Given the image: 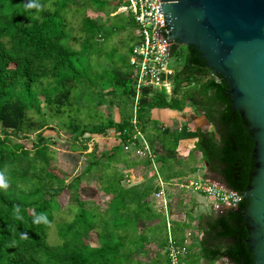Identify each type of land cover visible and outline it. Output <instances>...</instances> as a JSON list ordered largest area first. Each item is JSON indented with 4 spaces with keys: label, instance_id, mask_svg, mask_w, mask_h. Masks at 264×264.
<instances>
[{
    "label": "trees",
    "instance_id": "obj_1",
    "mask_svg": "<svg viewBox=\"0 0 264 264\" xmlns=\"http://www.w3.org/2000/svg\"><path fill=\"white\" fill-rule=\"evenodd\" d=\"M92 1L103 10L112 0ZM28 2L0 0V171L5 172L8 180V187L0 188V264H170L167 223L154 205L160 189L154 182L157 178L149 176L147 159L124 151L131 138L135 95L131 57L127 61L122 56L119 69L112 72L114 85L124 88L123 105H118L120 121H114L101 109L102 101H96L98 105L90 101L80 108L78 91L87 92L84 96L91 98L96 82H103L104 75H109L106 71L92 75L89 70H77L91 51L101 50L103 45L98 37L105 36V25L88 15L89 1L34 0L40 7L27 9ZM127 4L126 0H117L114 11L108 12L113 15L109 20L115 33L130 26L133 32L137 28L131 13H118L119 8ZM121 15L127 17L116 22ZM75 44H79L81 50H76ZM135 44L133 35L129 43L131 54ZM183 48L186 56L175 77L173 97L167 101L163 94L149 97L150 92L145 91L140 101L139 120L142 124L144 110L183 111L187 102L192 103L197 113L215 126L220 140L215 132L199 129L189 155L191 161L195 160V153H200L203 166L243 197L255 171V143L248 122L235 109L227 81L221 75H214L195 47ZM179 52L182 53L179 50L177 54ZM105 54L102 50L99 58ZM37 95L44 97L48 114ZM85 113L91 121L84 120ZM49 121L59 122L69 133L78 132L82 136H102L113 129L119 143L107 152L108 156H105L106 151L98 152L94 147L87 153L92 158L88 170L69 182L81 162V153H86L88 146L69 148L72 170L60 178L58 169L49 168L55 153L50 150V139L44 136ZM142 128L145 132L143 125ZM157 132L155 139L149 136L148 139L153 149V143L160 140L168 150L167 156L158 157L162 164L161 177L180 178L183 171L174 167L185 164L184 157L177 151L185 139L184 133L180 137L179 132L169 126ZM1 134L6 137L3 139ZM33 135L37 142L32 148L17 142ZM119 164L142 176L147 172L148 180L126 187L124 174L115 168ZM93 171L101 172V189L108 196L105 204L97 197L83 201L79 194L82 189L95 191L90 185L83 187L88 182L85 174ZM198 171L197 166L190 170L191 173ZM65 190L70 197L68 205L62 208L57 198ZM181 194L176 209H181L187 201L193 202L190 196L180 199ZM95 195L98 196L96 191ZM247 203L243 197L237 209L223 215L207 212L190 221H173L172 234L178 245L183 244L188 231L197 232L188 247L185 262L199 264L204 259L210 264L224 261L255 264L243 216ZM41 216L45 219L37 223ZM142 224L145 227H141ZM54 230L58 239L53 241ZM92 234L101 240L98 247L89 242ZM224 241L230 243L223 246ZM197 242L198 246L194 247Z\"/></svg>",
    "mask_w": 264,
    "mask_h": 264
},
{
    "label": "rangeland",
    "instance_id": "obj_2",
    "mask_svg": "<svg viewBox=\"0 0 264 264\" xmlns=\"http://www.w3.org/2000/svg\"><path fill=\"white\" fill-rule=\"evenodd\" d=\"M83 1L86 3V1L90 2L91 0H83ZM116 1L117 0H112L111 2H109V4L105 6V9L103 10L102 8H99L98 4L95 1L90 2V5L88 6L89 8L88 15L95 21L100 22L101 25H105V28L103 29V33L105 36L98 37L99 43H102L103 45L101 50L91 51V55L83 59V62L79 64L77 70H80L81 72H83L85 71L84 69H86V71L89 70L92 73V75L101 74L102 71H106L109 73V75H104L103 82H96V88L91 91L92 93L91 98L84 96L85 93L87 92H84L83 90L78 91V97L80 99V108L83 104L85 105L90 101L94 103V105H98L96 101L98 102L102 101L100 104L101 109H104L107 115H110L114 121L118 122L121 119L120 114H119L120 109L118 105L119 106L123 105L124 101L122 97L124 93V88L120 89L114 85L113 79H112V72L116 69H119L118 66L121 64L119 59L122 58V56H125L126 60L129 61L131 57V51H130L131 46L129 45V43H130L131 37L133 35H136L137 28H135L134 32H133V29L130 30L131 26L128 27L127 29H124L123 32H120V33H118L119 31L117 33L114 32V25L111 24V21L109 20V18L113 17V15H109L108 12L114 11L113 7L115 6ZM126 17H127L126 15H121L117 19H115V21L118 22L119 19L126 18ZM70 35L72 36V33H70ZM74 48L76 50H81V46L79 44H75ZM102 50L105 51L106 54L103 55L101 58H99L98 54ZM180 51H182V53L180 52L178 53V54H181L180 55L181 65L179 66V69L184 64V60L186 56V49L181 47ZM176 60L177 59L174 60L175 61L174 65L178 63V61ZM125 77L126 76H124V78ZM109 91H113L112 92L113 94L107 95ZM104 95H106L105 98H104ZM36 97L40 101V105L43 108L44 112L48 114L49 111L45 107L44 97H41L40 95H37ZM132 99L134 101V97ZM161 115H162V112L159 111V109H148L142 112L143 123L141 124V126L142 125L144 126L145 133L147 136L150 137V139H153L154 137H156L158 133L157 130L159 131L164 126H168L160 120ZM174 115L176 116V118L171 119V122L174 121L173 122L174 124H172L171 129L178 131L180 134V137H182L183 136L182 133H184L185 140L183 139L184 141L183 143H185L186 141H196L197 140L196 133L199 129H203L204 131L215 132L216 136L219 135L217 133V129L215 128V126L212 125L206 117L198 114L197 111L195 110V106L190 102H187L185 104V106L183 107V111H179V113L176 112L174 113ZM216 116H217V113H216ZM82 117L84 118L85 121H88V122L91 121V119L88 118L87 113H85ZM44 136L49 138L51 141L50 150L55 151L54 155L52 156L49 168L52 170L55 168L58 169L59 170L58 173L60 174L59 177L62 179L64 177L63 175L71 172L72 170L71 166H69L70 160H71L70 158H68L69 153H71L69 148L73 145H77L78 147H83L85 145L88 146V151L86 153L85 152L81 153L82 154V157L80 158L81 162L78 163L76 171L72 174V177L68 180L69 182L74 176L79 175L83 173L84 171L88 170L89 165H90L89 161H92L91 160L92 158L91 156H87V153L90 154L94 147L96 148L98 152L106 151L105 156H108L109 154H107V152L110 153L114 145H117L119 143V141L117 140L118 137L116 136V132L113 129L109 130L106 135H102V136L90 135V134L82 136L78 132L69 133L67 130H65L62 127L61 124H59V122H52V121H49V128L44 131ZM1 137L4 139L6 136L5 134H1ZM186 138H189V139H186ZM150 139H149V142L151 141ZM217 139L220 140V137L217 136ZM17 142L23 143L28 148H32V146L36 144L37 142V137L33 135L31 136L30 139L22 138V139L17 140ZM52 143H55V144H52ZM153 144L155 145L154 151H155L157 158L167 156L168 150L163 146L160 140L155 141ZM190 147L192 148L191 142L189 144V148ZM187 149L188 147L184 148L183 146H180L177 149V151L182 156L184 153L186 154L185 150ZM116 151L119 152L118 149ZM116 151L115 149H113V152H116ZM193 158L195 159L193 160V162L191 161L192 159L190 158V156L185 157L183 159L185 164L186 162H188L187 165L185 164L175 165L174 167L175 170L183 171V174L180 176V178L166 179L165 177H163L164 182H166L169 185H176L178 184L179 180H181L182 182L186 181V182L201 183L202 179H205L204 175H206L207 178L211 179L212 181H215L217 183L222 184L223 186H226L225 183L223 182V179L220 176L210 173L209 170L205 166H203V163L200 160V153H195V155H193ZM130 159H133V158H130ZM130 159L129 161H132ZM104 161L105 163L107 162V160H104ZM112 166L115 167L114 165ZM195 166L199 168V171L195 173H191L190 170ZM169 167H171V165H169ZM115 168L124 174L123 184L126 187H133V186L141 185L146 180H148L147 172L142 176L140 175L139 172L133 171L129 169V167L126 168L122 164L117 165ZM157 170L158 172L160 171V173L162 171V164H160V162L157 163ZM154 173H155V170L151 169L149 171V176L153 177L151 175H153ZM100 174L101 172L99 171H93L92 173L85 174L87 181L88 182L90 181L91 183L86 182L83 184V187H85L86 185H90V187H92V189L98 193V196L95 195V191L93 192L90 189H87V190L82 189V191L79 194L83 201L84 200L91 201L93 199H96L97 197L99 201H103L104 204L107 203L106 201H108V196L101 189ZM68 181L66 182L69 183ZM154 182H155V185H158L157 180ZM186 182L185 184H188ZM166 189H169V190L172 189V192L174 193L173 195L176 194V189L173 186L171 187L166 186ZM5 191L7 195H10L7 190ZM180 191L181 192L183 191V193L180 196V199H185L187 198V196H190L193 198V202L187 201L183 205L180 206L181 209L180 208L176 209L175 207H176V204H178L176 203V201H178L177 200L178 195L174 202H172L173 199H170L171 201H169V205L171 204L172 206L171 208H173L174 216L172 218H174V221L175 220H180L184 222L190 221V218L197 219V217L201 215L202 213L212 212L213 201L211 198H207L205 197V195L198 194L197 192L193 191V189L183 188L182 190L180 188ZM12 196L15 197V195H12ZM69 197H70L69 192L65 190V192L57 198L62 208L68 205ZM194 203L196 204L195 210L193 213H191L190 211L193 208ZM154 205L158 207L159 209L162 208L161 201L158 200L156 197L154 198ZM171 208L167 210L171 212ZM162 213L164 216V221L166 223V215L164 212ZM141 227H145V224H142ZM166 232H168L167 227H166ZM172 237H173V234H172ZM57 239L58 238L56 236V231L54 230L52 232L51 240L54 241ZM168 240H169V237L167 235V242ZM184 241H183V244H184ZM89 242L93 247H98L101 244V240L94 234L90 235ZM229 243L230 241H224L222 245L226 246ZM197 246H198V242L194 245V247H197ZM184 258L185 257L181 259V264H184ZM224 264H227V262L224 261Z\"/></svg>",
    "mask_w": 264,
    "mask_h": 264
},
{
    "label": "water",
    "instance_id": "obj_3",
    "mask_svg": "<svg viewBox=\"0 0 264 264\" xmlns=\"http://www.w3.org/2000/svg\"><path fill=\"white\" fill-rule=\"evenodd\" d=\"M162 2L171 38L201 52L214 75L227 81L235 109L248 122L255 171L243 216L255 264H264V0Z\"/></svg>",
    "mask_w": 264,
    "mask_h": 264
},
{
    "label": "built area",
    "instance_id": "obj_4",
    "mask_svg": "<svg viewBox=\"0 0 264 264\" xmlns=\"http://www.w3.org/2000/svg\"><path fill=\"white\" fill-rule=\"evenodd\" d=\"M126 2L128 4L121 6L118 13H131L137 31L135 35L136 44L130 59L135 91L131 119L132 131L131 138L124 146V151L136 157L147 159L150 162L149 171L155 170L151 176L157 178L160 189L156 198L161 201L162 208L160 209L166 215L169 237L168 258L170 264H181V259L189 253L188 247L194 242L193 235L197 232L188 231L182 246L177 245L172 237V222L174 221L172 217L174 215L169 201L173 199L172 202H174L177 195L183 193L180 188L182 190L183 188L193 189L198 194L211 198L213 201L211 213L216 215H223L229 210L237 209L243 198L238 192L209 178L202 179L201 183L185 181L188 184L179 180L176 185H169L162 179L160 171L157 170L158 158L139 120L140 101L145 91L150 92L149 97L163 94L167 101L171 100L174 94L175 77L181 65V57L177 51L185 46L171 38L162 8L164 4L162 0H126ZM175 59L178 61L176 65H174ZM166 186H173L176 189V194L173 195L172 189H166ZM169 208H171V212L167 210ZM193 225L195 226V223Z\"/></svg>",
    "mask_w": 264,
    "mask_h": 264
},
{
    "label": "crops",
    "instance_id": "obj_5",
    "mask_svg": "<svg viewBox=\"0 0 264 264\" xmlns=\"http://www.w3.org/2000/svg\"><path fill=\"white\" fill-rule=\"evenodd\" d=\"M159 111H161L162 112V115H161V118H160V120L164 123V124H166V125H168L170 128H172V124H174L173 122H171V119H174V118H176V116L174 115V113H176V112H178L179 113V111H174V110H170V109H159ZM181 114V113H180ZM174 116V117H173ZM176 120V119H175ZM186 139H189V138H186ZM185 140V139H184ZM184 142V141H183ZM190 142H191V144H192V148L190 147L189 148V144H190ZM194 142L195 141H186L185 143H182L181 144V146H183L184 148H187L188 147V149L187 150H185V152H186V154L184 153L183 155H182V157H188L189 155H190V153H191V151H192V149H193V146H194ZM207 213V212H206ZM203 214V213H202ZM184 264H187L186 262H185V260H184ZM199 264H210V263H208L206 260H204V259H202L201 261H200V263ZM218 264H224V263H218Z\"/></svg>",
    "mask_w": 264,
    "mask_h": 264
},
{
    "label": "clouds",
    "instance_id": "obj_6",
    "mask_svg": "<svg viewBox=\"0 0 264 264\" xmlns=\"http://www.w3.org/2000/svg\"><path fill=\"white\" fill-rule=\"evenodd\" d=\"M27 9H32V8H39L40 5L38 3H35L34 0H29V2L25 5ZM8 187V180L6 178L5 172L0 171V188H7ZM16 211L19 212V208H16ZM45 219L44 217H38L37 218V223L40 222L41 220Z\"/></svg>",
    "mask_w": 264,
    "mask_h": 264
}]
</instances>
